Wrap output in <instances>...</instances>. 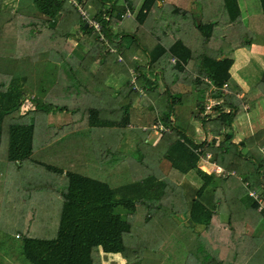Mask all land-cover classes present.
Wrapping results in <instances>:
<instances>
[{"label":"trees","instance_id":"1","mask_svg":"<svg viewBox=\"0 0 264 264\" xmlns=\"http://www.w3.org/2000/svg\"><path fill=\"white\" fill-rule=\"evenodd\" d=\"M137 1L31 0L36 13L22 15L0 0V230L18 238L23 264H100V251L126 264H264V209L247 191L255 180L264 194V130L232 141L264 96V70L238 97L213 34L224 14L252 24L264 0H142L132 18ZM89 9L99 31L82 19ZM138 49L145 64L132 61ZM24 90L33 105L21 113ZM207 96L213 115L201 117ZM57 113L65 121L50 124ZM206 154L217 176L198 167ZM2 239L0 264H12Z\"/></svg>","mask_w":264,"mask_h":264},{"label":"crops","instance_id":"2","mask_svg":"<svg viewBox=\"0 0 264 264\" xmlns=\"http://www.w3.org/2000/svg\"><path fill=\"white\" fill-rule=\"evenodd\" d=\"M142 0H138L136 2V6L132 12L127 11L126 13L131 14L133 18L139 7ZM113 2L117 5L122 4V0H113ZM163 3L180 6L184 5L186 10L191 8L192 0H163ZM256 14L254 15V20L252 24H244L242 21L243 16L238 20H234V25L228 23L230 21L231 16L224 14L222 15L221 22L217 24L218 30H222V32H218L216 29L213 30V34H221L223 35L225 44L228 49L226 51V57L231 59V65L228 68L227 72L230 78L238 85L240 91L237 93V96L240 97L243 92L247 91V89L257 83L261 77L264 70V14L260 7H256ZM238 9V14H239ZM90 11V9H89ZM93 12V11H92ZM240 15V14H239ZM209 19V18H207ZM241 23V24H240ZM247 32H250L251 38H248V42H250L247 47H237V45H242L244 40H237L240 35H246ZM229 37V38H228ZM230 39V40H229ZM231 39H233L231 41ZM237 47V48H236ZM142 54L141 50L138 49V52L133 56L132 61H136V55ZM145 56V55H144ZM106 60L112 64L113 61L118 60L119 56L114 52V50H108V55L105 57ZM147 73V72H146ZM138 74L137 72L133 74V77L130 79L134 80V75ZM142 82L148 88H152L153 85L157 87V84L160 86V81H156L154 77L149 74V72L144 75ZM109 83L111 86L118 85L121 83V79L110 78ZM159 92H161V87H159ZM210 97V96H208ZM207 99V98H206ZM208 100V99H207ZM233 128V137L232 141L237 142L245 137L251 136L254 132L259 129L264 130V96L257 99L254 103V106L247 110L245 114L238 117L234 123L232 124ZM157 132H151L147 137V142L153 144L158 136L154 135ZM153 134V135H152ZM159 134V133H157ZM201 135V138L204 139L203 133H196ZM151 135V136H150ZM195 136V140H196ZM202 140V139H201ZM197 141V140H196ZM262 148V147H261ZM210 160V157H209ZM211 161V160H210ZM214 163V161H212ZM215 168L217 170H221L219 167ZM214 169V168H213ZM249 189L255 192L257 196L258 206L261 205L264 207V194H262L261 189H259L258 183L255 180H252L248 184ZM264 223L261 222L258 225L259 227H263ZM256 228L255 231L258 229ZM254 232V231H253Z\"/></svg>","mask_w":264,"mask_h":264},{"label":"rangeland","instance_id":"3","mask_svg":"<svg viewBox=\"0 0 264 264\" xmlns=\"http://www.w3.org/2000/svg\"><path fill=\"white\" fill-rule=\"evenodd\" d=\"M6 3V4H4ZM251 3H254L256 5V3L251 0ZM5 5L6 8L11 9V10H15L17 13H20L22 15H32L36 13V10L34 8V5L32 4L31 0H3L2 5ZM2 7V6H1ZM88 12L90 14H93L92 10H87V14ZM247 13V12H245ZM247 22V19H246ZM253 23V22H252ZM77 31V30H76ZM247 39V37H244ZM246 39H243L244 41H246ZM233 39H231L232 41ZM237 40H242V38H238ZM224 49V47H222V50ZM137 63H141V64H145L146 62V57L143 54L140 55H136ZM134 59V58H133ZM156 84L157 81H160L159 77L157 76L155 78ZM115 88H117V85H114ZM154 86V85H153ZM161 87L157 84V88ZM20 89H23L24 86H22L21 84L19 85ZM25 90L22 93H19L18 95H16L14 97V101L19 102L20 104V112L23 113L25 112L27 109L32 108L33 102H32V93L29 92L28 90L25 92ZM24 93V94H23ZM23 94V95H22ZM208 100H207V99ZM204 99V109L203 111L200 113V116L203 117L205 115H207V111H209L211 113L212 110V104H210V100L212 99V97H206ZM206 105H208V107H206ZM246 112V111H245ZM245 114V113H243ZM242 114V115H243ZM211 115H213V113H211ZM66 119V115L65 114H49L48 115V122L50 124H56L59 122H63ZM193 124L197 127L195 128L196 133H200V129L198 128L196 122H193ZM152 132H156L155 130H153ZM153 135V134H152ZM156 136H159V134H155ZM151 136V135H150ZM196 140L200 141L201 139V135L196 134ZM205 141H208L210 139V135L207 134V136H204ZM125 143H129V140L126 138L125 139ZM198 167L206 172V173H213L215 176H217L220 172L217 171V169L215 168L214 164L212 163V160L210 161L209 159H200L197 162ZM168 163L166 161H162L161 162V169L163 171H165L167 169ZM214 168V169H213ZM184 182L191 184L193 187L198 186L199 185V181L197 178H194L191 173H188L185 178H184ZM246 185V184H244ZM251 189H249V187L247 186V191L249 192ZM256 211L258 210V208L255 209ZM1 227V226H0ZM201 226H197V229H199ZM12 228V227H11ZM0 229H4L3 227H1ZM5 229H9L8 226L5 227ZM4 229V230H5ZM12 231L10 230L7 233H4V231L0 230V236H3L2 239V252H4V256L6 259H8L10 262H12V264H23V258L20 256L19 254V240L18 238H16V236H14L13 233H11ZM99 255L101 257V261L100 264H126L124 262V260L120 257L119 254L117 253H104V252H99ZM25 264V263H24Z\"/></svg>","mask_w":264,"mask_h":264},{"label":"built area","instance_id":"4","mask_svg":"<svg viewBox=\"0 0 264 264\" xmlns=\"http://www.w3.org/2000/svg\"><path fill=\"white\" fill-rule=\"evenodd\" d=\"M80 14L82 16V19L86 22V24H89L91 26L94 27L95 30L99 31L100 30V25L98 24V22L94 19L91 18V16H89V14L86 13V11H80ZM205 81H207L205 78H204ZM131 82H133V80H131ZM223 86H225V84H223ZM139 92H142L141 90H139ZM206 107H208V105H206ZM209 111H207L208 113ZM153 130H155L157 133L162 130V126L161 125H154L153 127ZM260 151L262 152V154L264 155V147L260 148ZM209 159V154H206V157L203 158V159ZM213 163V162H212ZM214 164V163H213ZM217 167V166H216ZM218 172H221V170H217ZM248 194L250 196H252L253 199H257V196L255 194L254 191L250 190L248 192ZM259 209H264V207H262L261 205L258 206V210Z\"/></svg>","mask_w":264,"mask_h":264},{"label":"clouds","instance_id":"5","mask_svg":"<svg viewBox=\"0 0 264 264\" xmlns=\"http://www.w3.org/2000/svg\"><path fill=\"white\" fill-rule=\"evenodd\" d=\"M201 79H202L203 81H205L204 78H201ZM210 87H211V86H210ZM222 87H223V86H222ZM210 102H211L210 104H212V100H210ZM213 104H214V102H213ZM212 106H213V105H212ZM212 106H211V107H212ZM211 111H212V110H211ZM208 113H210V112H208ZM208 113H207V114H208Z\"/></svg>","mask_w":264,"mask_h":264},{"label":"water","instance_id":"6","mask_svg":"<svg viewBox=\"0 0 264 264\" xmlns=\"http://www.w3.org/2000/svg\"><path fill=\"white\" fill-rule=\"evenodd\" d=\"M85 26V25H84Z\"/></svg>","mask_w":264,"mask_h":264}]
</instances>
